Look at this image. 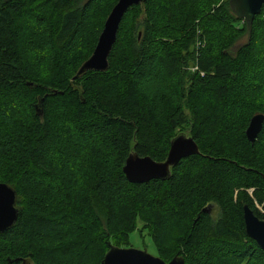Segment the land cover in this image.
<instances>
[{
	"label": "trees",
	"instance_id": "1",
	"mask_svg": "<svg viewBox=\"0 0 264 264\" xmlns=\"http://www.w3.org/2000/svg\"><path fill=\"white\" fill-rule=\"evenodd\" d=\"M118 1L0 0V182L19 207L0 264H103L140 221L166 262L264 264L243 216L264 219V124L246 135L264 114V7L249 27L230 0H147L108 68L76 77ZM180 132L201 154L127 179L132 149L163 161Z\"/></svg>",
	"mask_w": 264,
	"mask_h": 264
},
{
	"label": "water",
	"instance_id": "2",
	"mask_svg": "<svg viewBox=\"0 0 264 264\" xmlns=\"http://www.w3.org/2000/svg\"><path fill=\"white\" fill-rule=\"evenodd\" d=\"M147 0H119L107 17L92 55L80 67L76 77L89 70L104 71L109 66V55L117 40L120 24L127 11ZM230 5L237 16L245 19L251 27L254 18L264 7V0H230ZM43 99L36 105L42 111ZM264 124V114H255L246 130L248 139L254 143ZM194 154H201L200 147L189 132H180L172 141L165 160L156 161L151 156H141L134 149L130 151L123 167L127 179L132 183H146L153 179L167 180L172 176V169L181 159ZM212 205L203 209L211 212ZM244 221L249 237L256 240L264 250V219L258 217L249 205H244ZM19 217L17 191L7 183L0 182V233L13 227ZM103 264H186L181 256L166 262L159 256H153L147 250L112 246L103 258Z\"/></svg>",
	"mask_w": 264,
	"mask_h": 264
},
{
	"label": "rangeland",
	"instance_id": "3",
	"mask_svg": "<svg viewBox=\"0 0 264 264\" xmlns=\"http://www.w3.org/2000/svg\"><path fill=\"white\" fill-rule=\"evenodd\" d=\"M247 40V36L243 37L241 39V41L239 42V44L245 42ZM194 71L196 70V67L194 66H190L189 71ZM186 84V82H185ZM191 129L189 126L184 129V130H189ZM257 207L259 208V210H261V212L264 213V208L263 205H260L257 203ZM212 214L214 215V217L217 215L218 213V209L214 207L211 208ZM143 222H139L138 224V229L134 232H132L130 234V239H129V243L127 245H125L124 247L126 248H134V249H139V250H147L148 253H150L153 256H158V251L157 248L151 238V236L149 235L147 230L142 231L143 229ZM23 264H33L32 261H26Z\"/></svg>",
	"mask_w": 264,
	"mask_h": 264
},
{
	"label": "flooded vegetation",
	"instance_id": "4",
	"mask_svg": "<svg viewBox=\"0 0 264 264\" xmlns=\"http://www.w3.org/2000/svg\"><path fill=\"white\" fill-rule=\"evenodd\" d=\"M213 207V206H212Z\"/></svg>",
	"mask_w": 264,
	"mask_h": 264
}]
</instances>
